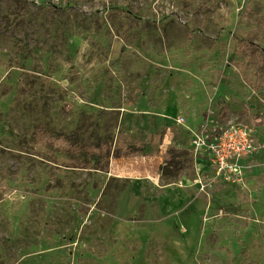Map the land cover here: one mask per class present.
<instances>
[{"label":"rangeland","instance_id":"rangeland-1","mask_svg":"<svg viewBox=\"0 0 264 264\" xmlns=\"http://www.w3.org/2000/svg\"><path fill=\"white\" fill-rule=\"evenodd\" d=\"M0 264H264V0H0Z\"/></svg>","mask_w":264,"mask_h":264},{"label":"built area","instance_id":"built-area-1","mask_svg":"<svg viewBox=\"0 0 264 264\" xmlns=\"http://www.w3.org/2000/svg\"><path fill=\"white\" fill-rule=\"evenodd\" d=\"M183 121L184 118H181ZM232 137V135L230 136ZM223 137H220L219 139H216L214 143L210 145V152L215 157L217 162L221 165L220 167H228L232 168L235 166L236 161L242 156L241 154H244L251 148V140H249V137L246 133L241 134L240 133V141H234L232 139L229 140V142L223 140ZM203 144V143H202ZM206 144V141L204 145ZM237 158L235 162H233L234 159ZM230 159L232 161L230 162Z\"/></svg>","mask_w":264,"mask_h":264}]
</instances>
